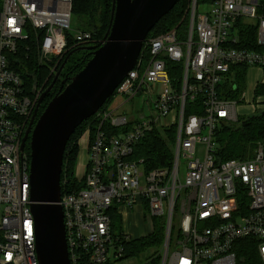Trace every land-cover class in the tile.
Listing matches in <instances>:
<instances>
[{"label":"built area","instance_id":"obj_1","mask_svg":"<svg viewBox=\"0 0 264 264\" xmlns=\"http://www.w3.org/2000/svg\"><path fill=\"white\" fill-rule=\"evenodd\" d=\"M72 1L2 0L0 264H39L29 154L20 146L43 91H24L9 55L33 40L39 60H56V67L68 34L74 44H91L90 31L71 28ZM205 3L207 9L199 11V1L189 0L183 22L146 39L111 105L95 114L93 137L84 132L86 162L76 174L83 185L65 190L59 202L70 264H118L128 256L124 243L136 238L123 227L127 210L150 220L147 235L164 230L160 252L144 264H236L235 244L246 237L257 240L264 264V144L252 157L220 160L215 141L220 123L239 117L237 101L219 92L231 67H264V51L242 47L239 32L255 24L257 43L264 46V16L257 11L259 0ZM133 99L141 108L123 109ZM187 102L194 104L190 114ZM153 130L168 134L173 157L169 166L146 170L133 154ZM115 215L122 229L117 234Z\"/></svg>","mask_w":264,"mask_h":264},{"label":"water","instance_id":"obj_2","mask_svg":"<svg viewBox=\"0 0 264 264\" xmlns=\"http://www.w3.org/2000/svg\"><path fill=\"white\" fill-rule=\"evenodd\" d=\"M179 0H113L108 30L97 46H89L83 67L61 81L36 121L34 117L57 81L40 93L37 107L22 137L28 141L29 199L34 218L35 248L39 264H70L60 205L63 156L70 136L95 115L134 68L154 25ZM37 92L34 84L32 93ZM264 114V109L261 110Z\"/></svg>","mask_w":264,"mask_h":264},{"label":"trees","instance_id":"obj_3","mask_svg":"<svg viewBox=\"0 0 264 264\" xmlns=\"http://www.w3.org/2000/svg\"><path fill=\"white\" fill-rule=\"evenodd\" d=\"M199 1V0H198ZM208 2L209 0H200ZM113 0H73L72 1V17L81 18L82 31H90L92 33L93 42L91 44H74L71 34H68L67 51L63 58L51 72V66L45 62H40L37 47L33 40L22 42L19 50L9 55V67L21 78L24 91L28 95H32L33 85H37V89L44 91L53 81L55 73L59 70L61 64L60 75L54 83L49 94L44 98L38 108V115L43 111L51 97L58 91L61 81L65 78L69 80L72 75L78 72L84 65L85 61L90 57L91 49L89 46H97L103 40L109 27L110 15ZM189 4V0H179L178 3L161 18L148 33L147 39L164 33L180 22L185 20V10ZM2 2L0 0V9ZM258 13L264 16V0H259ZM183 27L180 24L179 27ZM240 45L250 50L264 51V46L259 45L256 40L257 26L243 25L240 29ZM145 45L142 48L144 52ZM70 62L67 72L63 79L66 64ZM248 66L241 64L232 66L227 78L220 84L219 92L222 98L236 100L238 104H242L244 98L241 97L245 90V78ZM264 68V67H263ZM180 75V71L178 72ZM115 93L106 101L101 109L109 107L114 99ZM264 95V83L256 86L254 97ZM194 104L187 102L185 113L193 112ZM93 115L79 125L70 136L63 156V167L61 173V193L65 190L79 189L83 184L75 174L79 147L77 138L87 129L91 131L93 137L97 123ZM109 124H106V128ZM128 128V127H126ZM124 128V130L126 129ZM115 132L116 130H111ZM167 133L162 131H151L145 135L143 139L136 145L133 158L143 159L146 170L157 168L158 166H169L172 161V144L169 141ZM215 141H217L216 155L220 160L229 158L244 159L252 157L254 149L258 143L264 144V114L262 111L253 115H243L238 117L235 122H221L215 133ZM29 154V148L26 149ZM65 183V184H64ZM114 221H119L118 216H113ZM163 228L154 230L147 236H141L124 243L127 255L134 254L145 250L149 246L160 247L163 243ZM133 250V251H132ZM236 264H262V259L258 254V242L254 238L239 239L235 244Z\"/></svg>","mask_w":264,"mask_h":264},{"label":"rangeland","instance_id":"obj_4","mask_svg":"<svg viewBox=\"0 0 264 264\" xmlns=\"http://www.w3.org/2000/svg\"><path fill=\"white\" fill-rule=\"evenodd\" d=\"M2 2V0H1ZM199 11H204L205 9H207V3L202 4V2L199 0ZM81 18H75L74 16L71 18V28L73 29H77L80 28L81 25ZM41 62V61H40ZM47 64H49L51 66L50 70L51 72H53L55 70V65L57 63L56 60H50L47 59L46 62ZM71 63L68 62L64 68L63 74L60 76V79H63L64 74L67 72L68 66ZM40 89V88H38ZM253 99V98H252ZM245 101V102H244ZM242 102V104H239L237 107V112L239 113L238 115H240V117H243V115H247L248 113H251V111H253V105L250 103H246L247 99L244 100ZM249 106H246V105ZM251 104V105H250ZM242 105H244L245 108H242ZM256 107V112H260L261 109L258 108V103L254 105ZM141 108V105H139L137 99H133L132 101H130L128 104H125L123 106V109H139ZM242 112V113H241ZM138 111L135 113L137 116ZM127 116L130 117L129 113H127ZM84 133H82L78 138H77V145L79 147V151H78V158H77V163L78 166L84 164L86 162V149H85V144H84ZM79 169V167H77ZM78 169L75 168V174L78 173ZM123 227L124 230L129 234V236L131 238H137V237H141V236H145L148 233L151 232V228H150V220H147V222H143L142 219L140 218V216L135 212V210L126 211V216L124 218V223H123ZM121 226L119 221H114V232L120 233L121 232ZM160 247H152L149 246L145 249V251L142 252H137L134 254H130L126 257H124L120 262H118V264H144L145 261L152 256V252L154 253H159L160 252Z\"/></svg>","mask_w":264,"mask_h":264},{"label":"crops","instance_id":"obj_5","mask_svg":"<svg viewBox=\"0 0 264 264\" xmlns=\"http://www.w3.org/2000/svg\"><path fill=\"white\" fill-rule=\"evenodd\" d=\"M247 69L248 70H247V74H246V78H245L246 87L244 90V92H245V94H244L245 99L244 100L247 99L246 103L251 102V104H254V105L258 103L257 107L260 109H264V95H259V96L254 97V91L256 89V86L260 83H264V68H260V67L256 66V67H248ZM254 105L252 108L253 111H251V113H248L247 115L255 114L256 107ZM246 106H249V105H246ZM243 108H245L244 105H242L241 110ZM84 164H82L80 166H78V163L76 164V169H78L77 167H79L78 174H81Z\"/></svg>","mask_w":264,"mask_h":264},{"label":"flooded vegetation","instance_id":"obj_6","mask_svg":"<svg viewBox=\"0 0 264 264\" xmlns=\"http://www.w3.org/2000/svg\"><path fill=\"white\" fill-rule=\"evenodd\" d=\"M35 113V112H34ZM34 115V114H33ZM38 109L36 110V113H35V117H34V122L36 121L37 117H38ZM28 148V141L26 142V145H25V150Z\"/></svg>","mask_w":264,"mask_h":264}]
</instances>
